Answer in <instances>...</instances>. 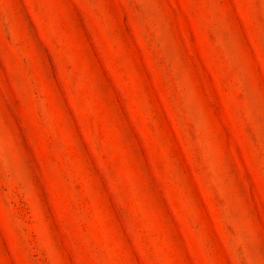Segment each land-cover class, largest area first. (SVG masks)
<instances>
[{
  "label": "rangeland",
  "instance_id": "374dc122",
  "mask_svg": "<svg viewBox=\"0 0 264 264\" xmlns=\"http://www.w3.org/2000/svg\"><path fill=\"white\" fill-rule=\"evenodd\" d=\"M0 264H264V0H0Z\"/></svg>",
  "mask_w": 264,
  "mask_h": 264
}]
</instances>
